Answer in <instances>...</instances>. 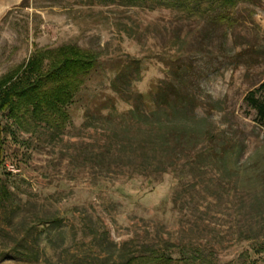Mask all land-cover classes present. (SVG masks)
Masks as SVG:
<instances>
[{
  "label": "rangeland",
  "instance_id": "obj_1",
  "mask_svg": "<svg viewBox=\"0 0 264 264\" xmlns=\"http://www.w3.org/2000/svg\"><path fill=\"white\" fill-rule=\"evenodd\" d=\"M63 45L96 55L63 124L0 111V264H264V124L244 100L264 79V0H0V76ZM163 79L195 89L199 126L228 151L178 182L127 178L109 154L118 114L150 111Z\"/></svg>",
  "mask_w": 264,
  "mask_h": 264
},
{
  "label": "trees",
  "instance_id": "obj_2",
  "mask_svg": "<svg viewBox=\"0 0 264 264\" xmlns=\"http://www.w3.org/2000/svg\"><path fill=\"white\" fill-rule=\"evenodd\" d=\"M238 1L221 0L230 8ZM95 62L93 52L77 46L36 47L25 63L0 76V111L11 112L15 119L33 117L59 127L67 116L65 105L81 84L80 75L91 70ZM195 100L194 88H187L181 81L163 79L151 98L150 111L144 112L134 105L118 114L124 135L110 143L109 154L116 150L119 156L127 158V178L141 175L153 181L168 173L178 182L189 175H200L212 152L227 153V148L217 151L212 145L217 135L210 128L199 126L201 121L193 113ZM244 100L254 109L255 121L263 125L264 79L245 94ZM113 135L116 136L114 131ZM203 138L208 141L205 145ZM7 193L0 178V205ZM181 259L171 253L156 252L149 256L130 255L119 264H181Z\"/></svg>",
  "mask_w": 264,
  "mask_h": 264
}]
</instances>
